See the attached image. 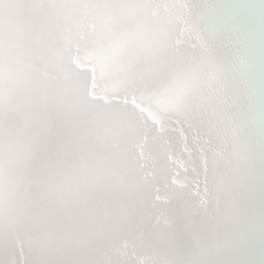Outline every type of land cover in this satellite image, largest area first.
Returning <instances> with one entry per match:
<instances>
[{"label":"bare ground","instance_id":"6f19581e","mask_svg":"<svg viewBox=\"0 0 264 264\" xmlns=\"http://www.w3.org/2000/svg\"><path fill=\"white\" fill-rule=\"evenodd\" d=\"M183 13V0H0V264L79 254L154 174L183 166L157 98L177 78L183 101L214 91L195 54L177 66ZM220 127L208 147L225 176Z\"/></svg>","mask_w":264,"mask_h":264},{"label":"snow or ice","instance_id":"6c2138e0","mask_svg":"<svg viewBox=\"0 0 264 264\" xmlns=\"http://www.w3.org/2000/svg\"><path fill=\"white\" fill-rule=\"evenodd\" d=\"M183 9L177 66L195 54V71L214 90L183 101L177 78L157 98L173 117L168 131L183 166L154 174L147 191L114 209L108 228L83 238L79 254L49 264H140L141 256L148 264H264V0H183ZM217 121L215 135L232 145L225 176L208 147ZM193 245L194 257L179 254Z\"/></svg>","mask_w":264,"mask_h":264}]
</instances>
